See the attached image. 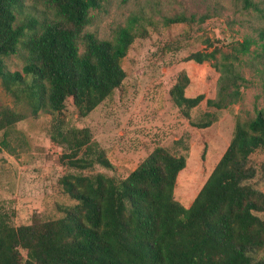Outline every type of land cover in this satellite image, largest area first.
Instances as JSON below:
<instances>
[{
  "label": "trees",
  "instance_id": "16d2710c",
  "mask_svg": "<svg viewBox=\"0 0 264 264\" xmlns=\"http://www.w3.org/2000/svg\"><path fill=\"white\" fill-rule=\"evenodd\" d=\"M245 9L253 0H241ZM103 0H0V80L3 89L32 114L50 116V139L63 149L66 173L59 179L71 202L58 215L14 226L0 210V264H264V161L251 154L264 149V110L237 119L230 142L204 185L185 207L174 197L186 155L156 146L136 168L116 179L92 172L95 165L113 168L88 127L69 126L64 110L71 103L86 117L119 87L126 73L121 62L144 28L132 22L100 38L86 27L91 11ZM44 5L47 11L37 5ZM175 15L165 23L204 21ZM261 89L264 93V29L259 32ZM252 40L233 45V53L195 51L185 60H214L219 72L221 109L239 99L245 78L240 54ZM221 57L218 58L217 54ZM18 55L23 66L11 71L4 60ZM189 77L181 70L169 89L172 103L185 118L203 95L186 96ZM25 114L0 107V151L13 154L15 124ZM209 122L198 126L206 127Z\"/></svg>",
  "mask_w": 264,
  "mask_h": 264
},
{
  "label": "rangeland",
  "instance_id": "374dc122",
  "mask_svg": "<svg viewBox=\"0 0 264 264\" xmlns=\"http://www.w3.org/2000/svg\"><path fill=\"white\" fill-rule=\"evenodd\" d=\"M253 1L256 8L245 9L241 0H103L100 8L91 11L86 29L100 38H111L116 27L129 22L135 29L146 31L133 41L122 59L126 76L108 98L86 117L78 116L71 103L64 110L67 124L88 127L113 165L111 169L95 165L92 172L120 179L153 148L164 146L186 155L174 197L185 207L190 204L227 148L236 120L250 119L256 109L264 110L257 58L259 32L264 29V0ZM37 7L51 15L44 5ZM175 15L206 17L203 22L165 23ZM244 39L252 43L248 53L239 55L245 78L241 96L221 109L207 106V99L217 98L220 74L212 66L214 60L197 63L186 57L214 48L233 53V45ZM4 62L11 71H20L23 66L18 55ZM181 70L189 77L185 95L204 97L190 111L189 119L169 95ZM2 106L23 112L25 118L14 127L11 141L15 152L0 151V210L8 214L14 226L58 215L57 206L71 202L58 183L67 170L60 161L62 147L49 136V114H32L3 89L0 80ZM202 122L209 125L198 126ZM250 158L253 163L264 161V149ZM258 188L264 192V178Z\"/></svg>",
  "mask_w": 264,
  "mask_h": 264
}]
</instances>
